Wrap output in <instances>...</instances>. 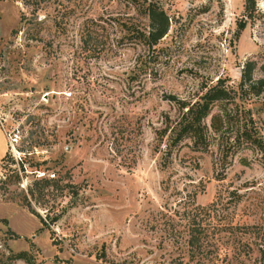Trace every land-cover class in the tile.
Instances as JSON below:
<instances>
[{
  "label": "rangeland",
  "instance_id": "374dc122",
  "mask_svg": "<svg viewBox=\"0 0 264 264\" xmlns=\"http://www.w3.org/2000/svg\"><path fill=\"white\" fill-rule=\"evenodd\" d=\"M33 1L0 0V264H197L183 211L213 203L202 262L259 264L260 242L240 229L264 227V92L239 83L248 61L263 76L264 0L249 11L245 0H145L169 18L164 38L147 50L108 28L112 50L97 58L81 50V25L145 23L129 0H49L42 42L23 49L11 32ZM218 78L235 94L204 120L206 145L182 140L164 159L156 133L181 111L169 97L192 104Z\"/></svg>",
  "mask_w": 264,
  "mask_h": 264
},
{
  "label": "trees",
  "instance_id": "16d2710c",
  "mask_svg": "<svg viewBox=\"0 0 264 264\" xmlns=\"http://www.w3.org/2000/svg\"><path fill=\"white\" fill-rule=\"evenodd\" d=\"M49 3V0H34L33 2L26 3V5H32L29 16L23 15L19 21L20 26L18 29H14L11 32V36L13 37H16L19 33L22 34L25 42V45L22 46L23 49L32 48V44L42 42L41 34L47 19L39 20L38 11L41 12L44 8H47ZM254 3L255 0H245V9L249 11L253 8ZM127 4L131 8H135L136 12L143 16L145 23H126L125 21H120V23L113 22L112 24H108L101 20L89 19L81 25V50L88 53L90 58H97L104 52L112 50L108 28H112V31H117L121 35L120 45H140L147 50L155 48L159 41L167 34L169 30V18L163 10L151 4H146L145 0H129ZM53 22L54 26L63 33L66 24L62 21L57 22L55 19ZM52 44V41L48 43L50 47H52ZM141 64L145 67L147 66L146 62H142ZM255 70L256 63L253 61L246 62L241 70L239 88L244 95L259 96L264 92V65L260 67L262 77L254 79ZM201 94V97L192 104L183 103V101L177 100L174 96L169 97V100L175 102V104H179L181 111L175 120H171L166 116L164 128L156 133L158 137L160 136L161 139L165 137L168 141V144L164 145L165 150L162 154L164 159L172 155L173 149L182 140L189 139L193 142L195 148L204 147L207 141L205 131L207 126L204 125V120L209 116L215 103H226L233 100L235 91L229 85H226L225 80L218 78L213 85L203 87ZM212 126L213 123H211ZM244 136L246 139H250L249 134L244 133ZM6 157L7 155L1 161H4ZM20 171L24 170L20 169ZM11 178L18 181V172L12 171ZM49 183L50 181L46 179L35 182L34 189L29 190L30 195L33 197L35 194L37 196L42 195L45 186ZM217 207L218 205L214 206L213 203L212 206L207 208L206 212L201 210L183 211L187 228V238L185 239L187 255H189L190 261H196L197 264H204L202 261H205L208 258V254L211 253L208 239L214 237L217 233V225L212 224L210 220H215L218 215L219 210ZM222 220H218L220 224ZM240 230H242L244 235H248L260 242L258 252L261 261L259 264H264V227L256 225L242 226ZM243 252L246 255L252 252L249 244L243 245ZM24 255V253H19L17 258L22 259Z\"/></svg>",
  "mask_w": 264,
  "mask_h": 264
},
{
  "label": "built area",
  "instance_id": "2783aa9c",
  "mask_svg": "<svg viewBox=\"0 0 264 264\" xmlns=\"http://www.w3.org/2000/svg\"><path fill=\"white\" fill-rule=\"evenodd\" d=\"M6 137H7V143L11 148V153L14 155L16 152L14 147L18 143V141L20 140V137L17 133H14V132L10 133V134L6 133Z\"/></svg>",
  "mask_w": 264,
  "mask_h": 264
},
{
  "label": "crops",
  "instance_id": "0c3cea01",
  "mask_svg": "<svg viewBox=\"0 0 264 264\" xmlns=\"http://www.w3.org/2000/svg\"><path fill=\"white\" fill-rule=\"evenodd\" d=\"M6 153V152H5ZM5 153L2 154L1 158L5 155Z\"/></svg>",
  "mask_w": 264,
  "mask_h": 264
}]
</instances>
